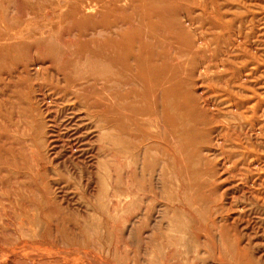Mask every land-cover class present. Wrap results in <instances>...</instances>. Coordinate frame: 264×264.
Masks as SVG:
<instances>
[{"label": "rangeland", "instance_id": "374dc122", "mask_svg": "<svg viewBox=\"0 0 264 264\" xmlns=\"http://www.w3.org/2000/svg\"><path fill=\"white\" fill-rule=\"evenodd\" d=\"M95 3L0 0V46L20 43L0 56V264H264V0L75 12ZM83 17L153 25L176 132L153 114L133 125L108 81L65 80L68 62L117 70L84 62ZM87 95L119 104L128 129L92 114Z\"/></svg>", "mask_w": 264, "mask_h": 264}, {"label": "bare ground", "instance_id": "6f19581e", "mask_svg": "<svg viewBox=\"0 0 264 264\" xmlns=\"http://www.w3.org/2000/svg\"><path fill=\"white\" fill-rule=\"evenodd\" d=\"M94 1L97 3L93 5H78L75 12L80 13L86 7L88 9L96 8L98 3H101L102 11H115L117 8L115 0ZM153 11H157V6L150 2L146 6V13H152ZM87 18L83 17V20L79 23L80 30L78 31L81 37L87 39L82 47L84 52H86L84 62H89V54H94L93 56L102 57L108 64L117 66V70L109 69L107 64L99 62V65L104 68L99 66L100 71H98L94 68L97 64L93 62L90 69L85 70L83 73V71L79 72L78 69L72 70L77 65L76 62H68L69 65L64 68L63 73L65 80L68 83H75L78 80H92L94 83L97 80L108 81L111 83L110 86H114L108 91L112 100L117 98L131 99L130 105L128 104L129 117H126L130 119L133 125H135L136 121L133 118L134 115L152 116L153 114L158 115L159 123L165 121L170 125V130L176 132L178 128L175 123L178 117L175 115V110L178 107V89L174 84L164 88V83L168 78L165 76L166 67L162 58L161 42L153 37V25L148 23L146 24V29L142 27L132 29L129 26L118 23L90 24ZM43 32L40 34H43ZM11 39L13 41L9 44L0 46V56H9L11 51L19 49L20 43L17 36L13 35ZM83 76H87V78L84 79ZM119 80L127 86V90L124 92L118 89L117 81ZM86 98L88 104L94 108H91L94 110L92 114L104 119V122L108 123L109 127H117L122 130L128 129L127 126L119 121L121 113L118 114L116 112L119 104L105 106L97 96L88 98L87 95ZM134 101H141L145 104L154 102L156 109L152 110L148 105L137 108L133 104Z\"/></svg>", "mask_w": 264, "mask_h": 264}]
</instances>
